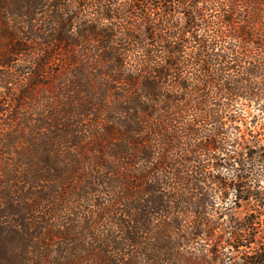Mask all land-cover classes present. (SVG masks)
Returning <instances> with one entry per match:
<instances>
[{
	"label": "trees",
	"instance_id": "1",
	"mask_svg": "<svg viewBox=\"0 0 264 264\" xmlns=\"http://www.w3.org/2000/svg\"><path fill=\"white\" fill-rule=\"evenodd\" d=\"M0 89V264H264V0H0Z\"/></svg>",
	"mask_w": 264,
	"mask_h": 264
},
{
	"label": "rangeland",
	"instance_id": "2",
	"mask_svg": "<svg viewBox=\"0 0 264 264\" xmlns=\"http://www.w3.org/2000/svg\"><path fill=\"white\" fill-rule=\"evenodd\" d=\"M13 88L19 89L18 87H14V86H13ZM0 92L2 93L1 95H2V99H3L4 98V94H3L4 92L1 89H0ZM43 92H44V90L42 88L37 89L35 101L42 102ZM15 105H16V103L14 102V97H12V105L11 106H15Z\"/></svg>",
	"mask_w": 264,
	"mask_h": 264
}]
</instances>
